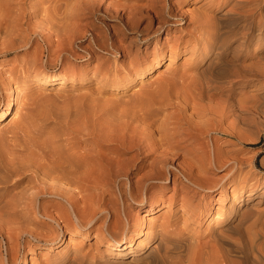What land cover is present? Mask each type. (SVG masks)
<instances>
[{"label": "bare ground", "instance_id": "6f19581e", "mask_svg": "<svg viewBox=\"0 0 264 264\" xmlns=\"http://www.w3.org/2000/svg\"><path fill=\"white\" fill-rule=\"evenodd\" d=\"M26 1L0 0V56L2 58L0 61L2 62L8 61L10 52L30 47L33 42L32 35L35 33V29L31 27H48L46 29L49 31L47 21L51 15L48 20L46 15V18H42L38 22V26H33L32 18L38 15L39 10L36 7L33 9L34 11H31V7L28 9L26 3L29 2ZM120 1L113 0L110 2L113 7L116 5L115 9H117L116 14L118 15L116 17L120 20L124 16L122 11L130 10L129 12L138 13L143 8L149 14L151 22L159 17L157 10L159 7L157 8V6L160 0H152L151 3L144 2L137 6L132 5L130 8L121 5ZM262 1L264 2V0H249V5L256 7ZM89 7L92 15L99 14L98 12L101 10V15L109 13L107 12L108 8L99 10L100 6L96 10L97 6L95 7L92 3L87 8ZM246 9L242 13L225 12L226 14H219L215 11L211 17L209 16L212 21L210 23L211 31L208 32V39L205 38L204 43L200 45L198 43L197 55L199 60L193 78H189L190 75H182L186 77L180 76L179 79L183 80L180 82L173 77L169 79L170 77H165L159 73V76L153 79L157 82L155 85L150 84L147 88L138 90L136 95L130 98V101L102 100L100 107L90 108V110L88 109L89 112L86 109L81 114L74 113L72 119H70V115L53 114L67 124V127L61 130V134L68 135L73 132L79 137L75 141L68 142L66 138L62 139L59 136L58 138L50 136L39 140L33 137V133L30 135L31 131L38 128L37 125L40 126L49 119L51 115L49 112L34 110L31 116L34 120L25 127L20 126L16 120L24 108L23 88L20 85H23L29 78L28 76L31 75V69H34L37 61L36 55H28L29 58L19 66L14 63L1 69L2 62H0V90L6 92V99H10L5 108L0 110V122L5 121L8 115L16 118L0 132V226L22 221L35 222L41 220L44 222L54 220L63 230L49 233V237L53 238L47 241L49 247L52 246L53 241L62 240L63 231L79 232L82 238H85L88 232L97 228L106 241V252L119 251L116 254L123 256L132 254L128 264H264L259 253L260 250H256L253 245L248 227H244V223L255 214L252 206L246 207L247 210L241 214L237 222L232 223V219L238 211L237 208L240 206L239 202L243 200L247 202L253 195V191L250 189L245 194L246 197H243L245 189L243 187L237 188V186L232 189L230 206L228 207V209L231 208L229 213L224 214L225 210H223L222 205L217 207L206 226L210 228L215 222L221 223L224 225L222 231L229 228L237 231L238 236L236 238H227L228 236L224 237L216 232L210 235L206 243L198 246L191 239L183 238L182 233L170 234L168 232L153 234L154 237L150 236L154 223L150 214L158 207H164V199H158L150 192L151 187H153L150 185L151 183L161 181L167 183L170 181L169 175H173V186L174 189H177L178 177L183 176L187 184L181 186L182 191H189L190 186H204V177L201 176L200 178L199 175L206 174L205 172L209 167H221L227 162V158L223 156L220 148L215 147L212 151H207V144L198 142L202 135L209 134L210 129L207 115L203 110L198 109L197 103L200 101L197 100L203 99L208 90L220 87L225 82L243 83L256 74L254 69H248L238 63L237 53L245 46L247 32L231 50L226 47L228 39L240 32L243 33L244 29L252 30L251 27L256 26L255 29L259 32L260 24L254 23L252 19H247L248 14L246 15V13L249 10ZM172 11L173 6L170 5L166 9V15L162 17H181V15L174 16ZM75 14H73L74 17ZM77 16L79 14H76L75 18ZM193 17L196 22H204V17L199 14ZM240 17L246 18L242 21L241 30H235V32L233 25L238 22ZM55 18L57 19V17ZM162 23L169 25V22L160 21L156 32L165 26ZM135 28L137 27H106L104 29L99 27H75L74 29L57 27L53 34L49 33L45 37V42L50 50L53 45L61 48L53 60L51 59L54 63L59 61L60 56H64L63 52L73 56V50L70 48L74 47L72 38L76 35L81 42L89 37L88 44L79 47L85 51L88 50V53L80 56V58L90 59L93 55L92 52L98 50L117 59L119 55L128 56L130 53L124 48L122 41ZM147 29L148 27L139 29L136 37L143 41L147 39V36L145 37L149 34L146 33ZM54 35L55 37L52 38ZM67 60L68 57L65 59L66 64L68 63ZM157 67H159V60L156 56L152 63H149L147 59H142L131 68H124L123 75H120L116 68L112 69L104 64L95 70L94 75H97L96 72L101 70L105 84L109 85L111 89H118L126 86L129 81L137 76L139 77L137 79L139 84L142 83L144 78ZM85 75L86 71L85 73L83 71L69 72L67 69L60 70L59 74L52 77L41 72L34 74L32 78L30 77L29 83L38 82L40 87L62 86L66 82L76 81L77 77L79 80ZM10 103L12 106L14 104L16 106L13 108ZM169 108L174 110L168 112ZM87 139H92V141L88 143ZM187 140L194 144L192 145L193 148H187V144H185ZM180 158L182 160L176 162ZM133 167L136 169L134 174L137 177L134 181L130 180L129 175L132 173ZM112 173L118 175L117 177L125 175V178L129 179V189L124 187L122 190L120 186L118 187L123 204L127 198L135 203H143L146 194L147 202L150 205L147 215L142 216L146 221L147 230L140 233L143 238L138 240L135 247L131 246L134 238L127 236L126 233L131 229L132 232L137 231L141 224V217L135 213V217H125L127 222L123 221L122 209H117V201L111 196L112 190L103 186L105 177ZM27 176L29 178L26 179V184H20L21 180ZM19 184L21 186L18 189ZM10 187L12 188L9 189ZM86 191L89 193L85 194ZM107 195L109 197H106ZM41 197H50V199L39 202L38 199ZM52 197L64 200L63 205H66L65 208L62 206L57 208L59 214L56 216H53L49 210L50 205L55 202ZM235 203L238 204L233 206ZM67 205L71 208L72 213L66 209ZM125 209L126 206H123L124 212L127 211ZM99 222L100 226L97 227L96 224ZM169 225L166 224L165 219L160 227L168 228ZM118 231L123 233L121 241L116 240ZM105 232L108 233L109 237H106ZM35 234L43 237L48 235L45 232ZM8 241L6 242L8 243ZM74 241L75 238H69L68 244L76 245L77 242L74 243ZM2 247L3 243L1 242L0 264H19L20 261V264H26L24 258H18L17 249H15L16 247L11 248V243L8 247L9 250L6 247V257L2 254ZM142 249L144 251L140 252L141 254L137 253ZM70 251L71 256L66 264H116L120 262L116 257L86 262L84 255L80 254L78 248H73ZM137 254L138 256H135Z\"/></svg>", "mask_w": 264, "mask_h": 264}, {"label": "rangeland", "instance_id": "374dc122", "mask_svg": "<svg viewBox=\"0 0 264 264\" xmlns=\"http://www.w3.org/2000/svg\"><path fill=\"white\" fill-rule=\"evenodd\" d=\"M39 1L40 0L26 1L29 2L26 3L28 9L31 7V11H34L33 9L36 8L39 10L38 15L32 18V25L38 26V22L41 21L42 18H46L45 16L47 15L48 20V17L51 15L50 19L47 21L49 31L46 29L48 27H31L35 29V33L32 35L33 42L30 47L16 52H10L7 59L8 61H0L2 62L1 69L11 66L14 63L18 66L19 64L22 65L24 64L23 62L29 58L28 55H36L37 61L34 69H31V75L28 76L29 78L23 85H20L21 88H23L22 97L24 108L22 114L15 119L19 122L20 126L25 127V125H28V123L30 124V122L34 120L31 118L34 110L49 112V114H51L49 119L46 120L44 124L40 126L37 125L38 128L31 131L30 135L33 133V137L39 140L50 136H55L57 138L59 136V138L62 137V139L66 138L68 142L75 141L79 137L73 132L68 135H62L61 130L66 128L67 124L53 114H62L64 116L70 115L69 117L72 119L74 113L81 114L84 113V110L86 109V111L89 112L90 108L95 109V107H100L102 100L116 99L119 102L130 101V98L135 96L138 90L145 89L150 84L155 85L157 82L153 79L159 76V73L165 77H170L169 79L173 77L180 82L183 80L179 78L186 77L182 75H190L189 78H193L195 76L194 70L197 68V62L199 60L197 48L201 43H204V41L208 39V34L211 31L210 23H212L209 18L213 12L217 11L219 14H224L225 12L242 13L245 8H247L246 10H249V12L246 13V15L248 14L246 17L247 19H252L254 23L260 24L259 32L256 31V26L251 27L252 30L244 29L243 33L240 32L228 39L226 47L231 50L236 43L243 39L244 34L247 32L248 34L246 33L245 35V46H243L237 53V58H239L238 63L244 67L246 66L248 69H254L256 74L243 83L239 82L237 84H232V82H225L220 87L205 92V98H200L201 100L199 98H197L199 100L196 99L198 102L200 101L197 103L198 109L203 110L207 115L210 129L209 134L202 135L198 142H204L207 144V151H212L215 147L220 148L223 152V156L227 158V162L221 167H209L207 172H205L206 174L199 175L200 178L201 176L204 177V186H190L189 191H182L183 189L181 186L187 184V182L184 181L183 176L178 177L177 189H174L173 186V175H169L170 181L167 183L162 181L151 183L150 185L153 186L151 187L153 190L150 189V192L154 197L164 199V207H158L150 214L154 220L150 236L154 237L158 233L168 232H170V234L182 233L181 236L183 238L191 239V241L196 242L198 246L206 243L209 240L210 235L216 232L224 237L228 236L227 238H236L238 236L237 231L230 228L222 231L224 225L221 223H213V227L211 226L212 228H207L206 226L209 218L216 212L217 207L222 205L223 210H225L224 214L229 213L231 208L228 209V207L230 206L232 189L237 186V188L243 187L245 188L243 191V197H246L245 194H247L250 189L253 191V195H251V199L247 202H245V200L239 202L240 206L237 208L238 211L234 216L235 218L233 217L234 220L232 219V223L237 222L241 214H243L248 207L252 206L255 214L244 223V227H248V232L251 233L253 245L256 250H260L259 253L264 260V2L262 1L263 3L261 2L259 6L254 7L249 5V0H160L159 5L157 6V8L159 7L157 10L160 18L158 17L151 22V18L144 8L138 13L129 12L130 10L122 11L124 16L122 20H120V18L116 17L118 16L116 14L117 9H115L116 5L113 7L110 3L113 2V0ZM161 1H163V5L161 4ZM120 2L121 5L130 8L132 5L137 6L144 2L151 3L152 0H121ZM91 3L95 5V7L97 6L96 10L108 8L107 12L109 13L101 15V10V12H98L99 14L92 15L90 13L91 8H87ZM170 5L173 6V15H181V17H162L166 15V9ZM75 13L79 14L77 18H75ZM73 14H75V17ZM198 14L204 17L203 23L194 20L193 16ZM55 17H57V19ZM243 17H240L238 22L233 25L234 31L241 30L242 21L246 18ZM160 21L169 22V25L162 23L165 26L156 32L155 30L159 27ZM127 26L138 28H135L132 33L127 34L122 41L124 48L130 51L128 54L129 57L124 56L123 54L115 59V57H112L110 54H105L104 52L97 50L92 52V58L82 59L80 56L87 55L88 50L85 51L79 47L88 44L89 37L81 42L75 34L76 36H73L72 38L74 41V47L70 48V50H73V56L71 57L68 53L63 52L62 54H64V56H60L57 63L51 61L61 48L53 45L50 50L45 42V37L49 35V33L53 34L57 27H67L69 29H74L75 27H99L104 29L106 27L114 28ZM144 27H148L146 33L149 34L145 35V37L147 36V39L143 41L136 37V33L139 29ZM54 37L55 35L52 38ZM156 56L159 60V67L153 69L140 84L137 81L139 78L137 76L135 79L129 81L126 86L118 89H111L109 85L105 84V79H103L101 70L100 72H96L97 75H94L95 70H97L102 64L108 65V67L112 69L116 68L120 75H123L124 68H131L136 62L142 59H147L149 63H152ZM66 57H68L67 64L65 63ZM0 59H2L1 56ZM65 69L69 72L83 71L85 73L86 71V75L82 77L83 79L81 78L78 80L77 77L76 81L66 82L65 84H62V86L40 87L38 82L29 83L30 77L32 78L36 73L42 72L52 77L59 74L60 70ZM9 101L10 99H6V92L0 90V110L5 108ZM11 104L12 103H10V105ZM15 106L16 105L14 104L12 107L14 108ZM172 110L174 109L169 108L167 111L172 112ZM15 119L11 115H8L5 121L0 122V132ZM85 136L92 137L90 135ZM91 141L92 139H87L88 143ZM185 144H187V148H193L192 145H194L189 140H187ZM180 160H182V158L176 162ZM231 169L233 171H230ZM134 172H136V169L133 167L132 173L129 174L131 177L130 180L132 181L137 179ZM117 176L118 175L115 173H112L109 176L107 175L103 186L112 190L113 194L111 196L117 201V209H122V219L124 222H127L126 218H132V216L135 217V213L141 217V224L137 231L132 232L131 229V231L129 230L126 233L127 236H132L134 238L131 246L135 247L138 240L143 238L140 233L147 230V227L145 226L146 221L142 216L147 215L150 205L147 202L146 194L144 195L145 201L143 203H135L130 200V198H127L125 199L126 202L124 201L123 204L118 187L120 186V189L122 190L124 187L129 189L130 183L128 181L129 179L127 177L125 178V175H119L121 177ZM28 178V176L23 178L20 184H26ZM102 178L104 180V176ZM125 183H127V185H125ZM20 184L18 185V189L21 186ZM11 188L12 187L9 189ZM88 193V191L85 192V194ZM106 197L109 196L107 195ZM52 198L55 199V202L50 205L49 210L53 216H56L59 214L57 208H59V206L65 208L66 205H63L64 200L57 197ZM48 199H50V197H41L38 200L39 202H42ZM256 201L258 202L254 204ZM236 204L238 203H235L233 206ZM123 206H126V212L123 211ZM66 209L72 213V210L68 205ZM202 211H204L203 214L199 216ZM164 218L166 219V224H170L168 228L160 227L162 222L165 221ZM99 224L100 222L97 223L96 226L99 227ZM96 229L88 232L85 238H82L79 232L63 231L62 240L57 242L53 241V243H51L52 246L49 247L47 241L53 239L49 237L50 234L52 232L63 230V228L59 227L54 220H47L44 222L41 220L35 222L22 221L7 226H0V243H3L2 254L6 257V247L8 249L11 243V248L16 247L15 249H17L18 258H24L26 264H66L71 256L70 250L78 248L80 254L84 255L86 262L98 261L101 260V258L116 257L120 260V262L116 264H128L132 254L129 253L123 256L116 254V252L119 251H111V253L106 252V241L103 235L100 234L99 229H97V231ZM104 230L106 231V229ZM40 232L48 234L47 237L35 234ZM122 234V231L117 232V241L122 240ZM105 235L106 237H109L106 232ZM72 237L75 238L74 243L77 242L75 243L76 245L68 244L69 238ZM8 239L10 240V243ZM6 241H8V243ZM142 251H144V249L137 251V253L141 254L140 252ZM135 256H138V254Z\"/></svg>", "mask_w": 264, "mask_h": 264}]
</instances>
